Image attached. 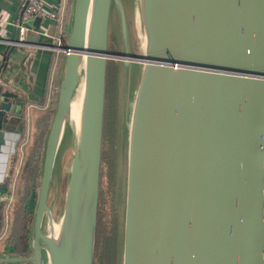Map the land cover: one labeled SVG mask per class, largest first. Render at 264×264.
<instances>
[{"label":"water","instance_id":"1","mask_svg":"<svg viewBox=\"0 0 264 264\" xmlns=\"http://www.w3.org/2000/svg\"><path fill=\"white\" fill-rule=\"evenodd\" d=\"M28 1L11 13L15 23ZM89 1L73 0L69 34L58 47L65 57L30 255H0V264H93L108 61L117 62L122 97L131 66H143L128 128L122 264H264V0H139L148 32L141 54L131 49L122 0H93L85 42ZM28 37L20 41L15 27L11 44H27ZM81 66L77 148L58 225L74 214L86 164L92 229L76 261L61 263L48 196ZM16 99L0 84V152L14 132ZM7 193L0 185V198Z\"/></svg>","mask_w":264,"mask_h":264},{"label":"crops","instance_id":"2","mask_svg":"<svg viewBox=\"0 0 264 264\" xmlns=\"http://www.w3.org/2000/svg\"><path fill=\"white\" fill-rule=\"evenodd\" d=\"M24 2L25 0H0V84L17 95V99L12 102L17 111L13 122L14 132L7 138L0 152V185L7 184L12 170L15 171L13 154L15 145L20 140V133H25V139L22 141L24 145L33 122L54 105L65 57L59 49L63 45L62 39L60 46L57 39L62 38L63 32L67 37L71 23L73 0H41L44 8L51 9L56 14V18L43 17L38 29L33 24H27V27L31 29L28 33V39L30 38L28 45L13 46L11 35L20 21L15 23L11 13H16ZM67 10V25L64 28L63 16L66 15ZM14 181L15 178L12 179V183ZM10 191L8 189L5 197L12 196L13 192ZM1 198L0 204H3ZM29 202L28 209L34 213V209L29 208ZM6 208L4 209V228L0 239L7 228ZM31 239L30 233L27 257L30 255ZM0 255L15 257L9 248H0Z\"/></svg>","mask_w":264,"mask_h":264},{"label":"trees","instance_id":"3","mask_svg":"<svg viewBox=\"0 0 264 264\" xmlns=\"http://www.w3.org/2000/svg\"><path fill=\"white\" fill-rule=\"evenodd\" d=\"M65 16V19H64ZM63 16V26L67 25V16ZM62 44L65 42V33L62 35ZM113 35L110 37L109 52H116ZM118 65L116 61H108L105 80V104L103 118V134L101 146L99 198L97 208V223L94 246L93 264H120L121 243L119 236V220L113 208L115 202L116 181L114 180V138L111 131V112L115 113V90L117 83ZM57 100V98H56ZM54 99L53 107L33 122L26 144L22 147V159L14 183L12 170L7 182L10 191L13 185L12 200L6 208L7 228L0 239V248H9L17 257L28 256L29 235L32 229L34 213L28 209V202L33 195H38L41 181L42 165L44 159L45 142L56 108ZM25 107V105L23 106ZM24 109V108H23ZM21 113L23 110L21 107ZM20 140L16 143V157L13 167L17 165V152L21 142L25 139V133H20ZM105 176L107 182H102ZM116 204V203H115ZM6 204H0V234L4 228V209Z\"/></svg>","mask_w":264,"mask_h":264},{"label":"rangeland","instance_id":"4","mask_svg":"<svg viewBox=\"0 0 264 264\" xmlns=\"http://www.w3.org/2000/svg\"><path fill=\"white\" fill-rule=\"evenodd\" d=\"M124 4V9L128 21V28L130 32V40H131V49L133 52L137 54H141L145 47L144 44V31H143V24L140 18V7H139V0H122ZM109 39L113 35L114 38V46L118 49L117 40L115 35L113 34L112 29L115 30L116 25V18L114 11L110 12L109 18ZM141 30V31H140ZM110 41V40H109ZM108 41V47L110 42ZM131 80L130 85L128 87V91L124 88V95L121 96V89L118 88L117 83L114 85L115 94V113L111 112V131L113 132L114 138V174L113 178L117 184L115 185V192L113 191L112 199L115 198L117 203L113 202L115 213L119 220V236H120V243L122 245V238H123V224H124V195L126 189V172H127V147H128V135H129V121H130V114L132 111L133 101L136 96V92L140 83V78L143 70L142 65H132L131 66ZM83 66L80 68L79 74V82L76 87V91L74 93L72 103H79L81 102V88L83 86ZM82 104V102H81ZM71 112V108H70ZM81 112V107H80ZM79 112V119L80 113ZM67 125L70 129H66L64 133L63 143L59 149V152L56 155L55 166H54V175L52 177V184L50 186L49 196H48V207L51 212V218L54 220V224H59L60 219L63 215L64 209V201H65V194L69 182L70 176V167L74 157L75 150L77 148V133L78 127L76 120L68 117ZM16 146V145H15ZM22 147L23 144L21 142L18 148L17 154V165L15 166V173L14 177L16 178L18 168L21 164L22 159ZM16 147L14 149L13 157H16L15 154ZM14 160V159H13ZM16 174V175H15ZM100 181V180H99ZM107 182V178L103 176L102 182ZM116 183V182H115ZM11 184V193H12ZM38 195H33L29 202V208L35 210L36 202H37ZM12 200V199H11ZM11 203V202H10ZM5 204V203H4ZM5 207H7L5 205ZM33 224V223H32ZM32 231V229H31ZM43 232L48 234L50 233V229L47 223V220L44 222ZM32 233V232H30ZM52 234V231H51ZM30 236V235H29ZM44 261V259H43ZM120 264H122V246H121V257H120Z\"/></svg>","mask_w":264,"mask_h":264},{"label":"bare ground","instance_id":"5","mask_svg":"<svg viewBox=\"0 0 264 264\" xmlns=\"http://www.w3.org/2000/svg\"><path fill=\"white\" fill-rule=\"evenodd\" d=\"M92 3L93 0H90L87 10L86 30L84 37L85 42H87V38H88V27L91 19ZM147 40H148V32H145L144 44L147 42ZM82 95H83V86L81 88V102H82ZM81 102L80 105L77 102L72 103L71 112H70V117L76 120L78 124L77 125L78 129L80 126L79 112H80ZM87 175H88L87 167L86 164H84L80 176L77 205L73 216L68 220H64L65 224L61 225V227L59 225L52 224L53 240L56 246L57 257L61 261V263H66L67 261H76L80 249L82 247L85 248L86 233L87 234H89V232L91 233L92 215L88 210V198L86 191Z\"/></svg>","mask_w":264,"mask_h":264},{"label":"built area","instance_id":"6","mask_svg":"<svg viewBox=\"0 0 264 264\" xmlns=\"http://www.w3.org/2000/svg\"><path fill=\"white\" fill-rule=\"evenodd\" d=\"M43 17L55 19L56 14L51 11V9L44 8V4L41 2V0H29L28 5L24 11L21 23L19 25H16V27H19V40L22 42L25 41L28 33L31 31V29L27 27V24H33L37 18L42 19ZM57 40L59 43L58 45L60 46L61 38L58 37ZM23 45L27 46V44H22L21 46ZM11 199L12 196L5 197L4 195L2 196L1 201L5 203L6 206H9Z\"/></svg>","mask_w":264,"mask_h":264},{"label":"flooded vegetation","instance_id":"7","mask_svg":"<svg viewBox=\"0 0 264 264\" xmlns=\"http://www.w3.org/2000/svg\"><path fill=\"white\" fill-rule=\"evenodd\" d=\"M109 40H110V39H108V41H109ZM108 50H109V47H108ZM116 52H117V49H116ZM116 52H115V53H116ZM134 53H135V52H134Z\"/></svg>","mask_w":264,"mask_h":264}]
</instances>
